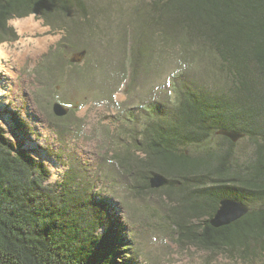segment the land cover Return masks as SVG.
<instances>
[{
  "label": "trees",
  "instance_id": "1",
  "mask_svg": "<svg viewBox=\"0 0 264 264\" xmlns=\"http://www.w3.org/2000/svg\"><path fill=\"white\" fill-rule=\"evenodd\" d=\"M100 5L0 0V45L18 39L10 20L37 15L66 33L62 48L78 49L80 35L96 28ZM139 21L167 54L205 66L208 80L181 69L174 99L148 103L141 134L126 152L127 172L141 189L175 205L184 243L243 264L264 261V0H150ZM141 36L129 43L133 75L148 57ZM222 130L244 134L238 142L251 145L250 156L239 159L238 142L219 135ZM154 176L166 185L151 188ZM50 178L45 164L24 150L14 152L0 125V264H125L106 206L77 182L80 176L70 171L58 187L47 183ZM223 199L240 201L249 212L216 228L210 221Z\"/></svg>",
  "mask_w": 264,
  "mask_h": 264
},
{
  "label": "rangeland",
  "instance_id": "2",
  "mask_svg": "<svg viewBox=\"0 0 264 264\" xmlns=\"http://www.w3.org/2000/svg\"><path fill=\"white\" fill-rule=\"evenodd\" d=\"M98 1L101 7L92 21L96 28L80 35L78 49L62 48L66 33L50 29L37 15L9 21L18 39L0 45V125L14 152L24 150L45 164L51 172L47 183L53 187L70 171L80 176L77 182L87 185L106 206L110 225L123 244L125 264H243L184 243L175 205L160 192L141 189L138 177L124 164L148 117L143 112L148 103L174 99L181 69L208 80L207 68L189 63L181 53L179 59L170 50L167 54L150 33L152 28L143 31L139 19L150 0ZM139 36L147 40L148 57L133 75L129 43ZM83 50L87 51L83 62L71 63L72 56ZM88 65L98 67L86 74ZM74 72L81 74L72 81ZM55 102L70 108L69 118L56 120ZM133 116L139 117L137 122H131ZM195 149L187 148L190 153ZM235 150L244 161L252 147L240 141Z\"/></svg>",
  "mask_w": 264,
  "mask_h": 264
},
{
  "label": "water",
  "instance_id": "3",
  "mask_svg": "<svg viewBox=\"0 0 264 264\" xmlns=\"http://www.w3.org/2000/svg\"><path fill=\"white\" fill-rule=\"evenodd\" d=\"M86 56L87 51H80L72 56L70 62L73 64L81 63L86 58ZM52 111L56 117L63 118L69 115L70 108L66 107L60 102H55L53 104ZM219 135L229 138L234 143L238 142L244 137V134L226 130L219 131ZM150 184L151 188L158 189L166 185V181L163 177L154 176L150 180ZM248 212L249 208L244 203L233 199H223L220 201V207L213 219L210 221V224L216 228L227 226L243 218Z\"/></svg>",
  "mask_w": 264,
  "mask_h": 264
},
{
  "label": "bare ground",
  "instance_id": "4",
  "mask_svg": "<svg viewBox=\"0 0 264 264\" xmlns=\"http://www.w3.org/2000/svg\"><path fill=\"white\" fill-rule=\"evenodd\" d=\"M51 171L53 172V169H51ZM54 173V172H53Z\"/></svg>",
  "mask_w": 264,
  "mask_h": 264
}]
</instances>
